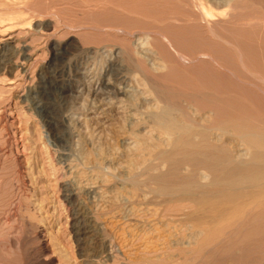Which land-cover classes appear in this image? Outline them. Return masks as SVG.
<instances>
[{"label":"rangeland","instance_id":"374dc122","mask_svg":"<svg viewBox=\"0 0 264 264\" xmlns=\"http://www.w3.org/2000/svg\"><path fill=\"white\" fill-rule=\"evenodd\" d=\"M111 1L112 3L101 4L103 2L94 0H0V264H171L173 259L172 264H177L180 260L178 264L185 263L187 259L188 264H191L192 255L186 253L190 250V246L186 243L179 244L181 246H178L177 250V245L173 244L176 238L182 240L185 235H188L190 232L188 225L186 224L187 227L185 224L184 226L176 225V220H179L178 215H172L176 217L174 221V218L167 216L166 213L155 216L149 211L142 212L144 208L138 206V192L135 194L128 192L131 190L134 178L138 181L148 177L146 173V176L144 175L141 159H137L138 149H131L134 148L133 141L138 139L140 129L138 111H141L144 105L143 99L138 98V75L151 80L148 84L151 83V88L154 86L153 89L156 97L159 96L157 99H160V102L165 101L163 97H166L168 102L173 100V97L170 99L166 96L168 94L171 97L172 88H175L174 78L173 81L170 79L174 77V71H177L184 63L186 65L182 66L186 71L180 68L178 71L181 73L177 71V77L175 75L177 80L181 76L184 79L185 74L184 81L194 83L190 80L192 76L193 78H196V75L208 77L207 72L210 71L212 77L210 75L209 78L212 80L216 78L215 80L222 84L229 81L232 76L230 73L225 74L226 72L220 71L217 64L215 65L209 58L201 57L203 56V54L200 56V53H203L201 51L196 52L197 59L196 53L190 50L196 51L198 47L191 48V40L187 38L185 43L188 42L189 47L182 43L183 40L179 41L181 40L179 38L176 43L179 45L178 53L183 51L184 55L189 54L186 55L188 59L185 61L183 59L186 57L183 54L180 53L178 56L177 52L174 53L176 49L168 47L165 50L169 45L165 44L166 41L163 42L166 52L164 53L167 54L170 50V55L169 53L167 55L170 60L162 54L165 55L164 61H167L165 68L171 69L169 65L172 66L173 62H176L175 67L178 66L177 69L173 68L174 71L171 69L173 73L165 68L157 73L146 68L149 71L146 72L143 66L146 63L142 64L143 61L138 60V55L132 58L134 49L132 47L137 43L136 39L143 34H147L150 45H152L151 42L154 44L160 42L159 30L157 32L152 28L147 14L153 17L155 14L153 11L158 13V9L163 6L174 9L175 13L182 17V13L186 12L185 14L188 13L187 16H190V12L196 9L192 5L190 8H188L189 5L183 7L185 5L181 2L177 3L176 0L168 2L170 4L166 2L164 5L155 4L154 1L151 4L150 0H147L150 4L145 3L144 0H134L136 3L130 2L131 0H122L123 3L114 0L118 2H114L115 4L113 0ZM235 1V5L232 4L233 8L226 9L227 12L244 11L251 17L254 15L253 19L260 14L264 16V12H260L264 11V0ZM117 4H119L118 7L115 6ZM187 9L193 10L189 12ZM143 11L149 13L145 14ZM161 11L165 12V10ZM163 13L161 14L166 15ZM144 14L148 18L142 17ZM185 14L183 16L187 19L184 20L186 23L181 18H175L176 14L173 20L166 19V25L173 23L167 30L164 22H161L165 25L164 31H167L171 37H168L167 32L165 36L169 39L173 36L171 41L176 37L172 43L176 42L177 37L183 38L180 33L182 31L184 34L186 31L183 29L187 28L189 33L194 32H191L194 38L197 39L202 32L207 38L209 36L207 31L209 27L205 28L207 24L202 19L194 20L192 18L194 16L187 17ZM160 15L158 18H161ZM261 15L258 17H263ZM189 18H192V21ZM263 19L259 21L255 18L253 23L257 28L247 31L246 34L250 35L244 34L246 36H242L243 42L253 43L255 46V39L261 35L263 37ZM188 20L192 24L197 22L192 25ZM219 22L221 21H218V27L214 24L215 31L223 27ZM183 25L185 28L182 29ZM233 26L230 25V27ZM245 26L248 27V25ZM179 27L182 30H179ZM201 27H203L201 30H197ZM227 27L229 28L228 24ZM262 28L263 32H261ZM251 32L261 33V35L253 34L252 36ZM186 33L184 38L189 36V33ZM191 35L188 38H191ZM233 35L238 34L235 32ZM238 36L241 40V36ZM193 37L191 39H194ZM211 41L214 42V40ZM180 42L182 44H179ZM191 42L193 44L194 40ZM219 43L222 48L228 44L219 40L214 42L216 44L214 46ZM208 44H210L209 41ZM230 45L227 46L228 52L225 51L226 46L224 51L220 46L218 48L220 47L219 50L223 51L221 53L226 52L229 56L231 55L229 58L224 53L225 58L227 55L226 59L234 61L237 48ZM128 46L131 47H129L130 51L132 50L131 53ZM119 48H122L120 51H125V54L120 53ZM171 55L176 56L179 61L175 57L176 61L173 60L170 64L169 62L173 59ZM218 55L223 56L220 53ZM178 57H183V59L180 58L182 61ZM194 58L198 62L199 58L201 61L204 59L203 63L205 62L204 64L212 69L204 67L202 62L196 64L198 62L193 60ZM134 59L138 60L143 68H140L141 65L138 61L134 62ZM187 60L191 63L189 64ZM177 61L182 64H178ZM207 62L210 64L212 62V65H207ZM137 65L140 66L137 67ZM213 66L216 67L215 71ZM195 68L197 69L194 70ZM189 69L194 70L195 73L197 71L196 75ZM189 71L192 73L191 76ZM151 72L152 75L155 74L152 79L148 77ZM166 73L173 76L170 75L169 79L164 78L168 77ZM226 75L231 77L226 80L225 78L229 77ZM233 80L235 79L229 81V84ZM232 84L238 85L237 88L241 86L237 82ZM232 84L230 86L235 88ZM166 89L171 90L166 91ZM244 90H248L249 93L252 91L258 100L263 96L264 101V92L261 89L247 87ZM162 92L168 93L164 95ZM252 93L249 95L251 96ZM253 95L251 97L258 102ZM260 101L259 103L264 104ZM252 102L246 99L247 104L250 105ZM259 103L251 104V110L253 107L255 109L252 111L253 116L250 113L249 117L252 120L255 119L253 123H257L256 126L259 125L258 127L264 130V124H262L264 123V106ZM261 118H263L262 121H260ZM257 120L263 126L258 124ZM129 166L133 169V179L128 178L129 169H131ZM153 219H155L154 222ZM166 220H170L169 225ZM139 224H146L145 228L151 225L150 231L147 230L143 234V231L138 230ZM257 230L253 229L254 233L251 236L254 242H258L257 239H260L261 235L264 236V229L262 232ZM246 233L239 231L235 240L230 243L225 240L226 238L220 239L223 241L218 242L219 246L217 243L215 245L217 247L214 246L211 248L212 251H208L207 255L211 257L205 255L206 258L195 263V260H192V264H239L240 262V264H247L249 259L248 264H263L264 254L256 247H253V251L251 247L245 252L250 245L244 236ZM169 234L171 238L167 240L166 235ZM164 238L168 242L170 240L167 246L162 244ZM263 244L261 250L264 251ZM168 248L170 253H167ZM181 248L183 251L186 248L187 251L183 252ZM213 249L218 251L214 252ZM162 250L168 255L167 258ZM175 250L177 253L184 254L180 253L177 257ZM254 252L256 253L253 255ZM169 254L175 256L171 259ZM162 257H165L163 258L165 261ZM176 258L178 260H175Z\"/></svg>","mask_w":264,"mask_h":264},{"label":"bare ground","instance_id":"6f19581e","mask_svg":"<svg viewBox=\"0 0 264 264\" xmlns=\"http://www.w3.org/2000/svg\"><path fill=\"white\" fill-rule=\"evenodd\" d=\"M94 1L103 2V3L100 2L101 4H104V3L107 4L108 2L112 3L111 0H94ZM118 1H122V0H118ZM123 1H125V0H123ZM123 1H122V3H123ZM132 1H133V3H136L135 1H137V0H135V1L131 0L130 2H132ZM144 1H145V3L147 2V0H144ZM150 1H152L151 4L154 1L155 4L159 3V5H161V4L164 5V3H166V2L168 3L171 0H150ZM150 1H148L147 3L150 4ZM172 1H174V0H172ZM114 2H116V1L113 0V3ZM141 2H143V1H141ZM176 2L177 3L181 2V4L185 5V6L182 5L183 7H187L189 5L188 8H190V6L192 5L196 9V11L194 10V12L191 11L193 9H190V10L187 9V10L189 12L190 11L193 12V14L190 12V16L191 17L194 16V17H192V18H194V20H195V18H199L200 20L202 19V21H204L205 24H207V26H205V28L209 27V30H207L209 33V36L207 38H205V34L203 35L204 32H202V33L200 32L201 33L200 36L199 37L197 36L198 38L196 39L192 36L193 34L191 35V32H193V31H191L189 29V31H191L189 33L187 31L188 29L185 28V26L183 25L182 27L181 26L180 27L182 29L185 28L183 30H185L186 32L189 33L188 34V33L183 31L184 34L186 33L189 36L191 35L194 39H191L192 37L188 38L189 37L188 35H185L188 37L184 38V34L181 31L180 34H182L184 39L182 37L181 38L177 37V40H175L176 42H173L174 43L173 44L172 41H174V39L176 37L172 41H171V39L173 38V36L171 39L167 38L166 36L168 35V32L164 31L163 26L166 25L165 24L166 19H169V18H170V20H173L175 18H177V19L181 18L182 21L187 20L183 16V14H185L186 12L185 13L181 12L182 17H183L182 18L179 15H177V13H175L176 11H174V9H172V8L167 9L166 7L164 8L163 6L161 9H158L159 11L157 10L158 13L156 11H153V12H155V14L157 13V17L154 16L155 14L152 17V15L147 14L149 12L143 11V13L147 14L149 16V18L145 14L142 15V17L144 16L145 18L149 19L150 24H152V28H154L157 32L159 30V32H158L159 36L163 39L158 37V39L160 38L159 39L160 42H157L156 44L151 42L152 45H150V43H149L150 39L148 38L147 34H143L142 36H139L136 39L137 43L133 44V47L130 44L132 49L134 48L133 52H132V50L130 51L131 47L128 46V48L130 47L128 49L129 52L130 53L132 52V55H133L132 58H134V56L138 55V57H137L138 60H142L143 61V62H141L142 64L146 63L145 65H143L145 67L144 68L145 70H146V68H148L149 71H152L153 73L154 72L157 73V71L164 69L167 65V64L165 65V63L167 61H164L165 59L163 57L166 55L165 57L168 58L169 56H167V55H168L170 50L167 51V54H165L166 53L165 50H167L168 47L169 48L171 47L173 50L176 49L174 51V53L175 52L178 53L177 48L179 49V47H178L179 45L176 44L178 41V38L181 39L179 41H182V40L184 41L187 38V40L188 39L191 41L194 40L193 44L191 41H190L191 44L189 43L191 48L192 47H194V48L198 47L196 51H195V49L192 50L191 48H189V49H191L190 51H192V52L194 51L195 53L196 52L198 53L199 51L203 52V53H200V56H201V54H203V56H201V57L209 58L212 62L215 63V65L217 64L220 71L222 70V71H224V73L226 72L225 74L230 73V75L233 78L229 75H226V76H229V77L225 78L226 80H228V78L231 77V79L229 81H232V79H235L236 82L239 85H241L240 88L242 87V88L246 89L247 87H249V88L255 87L257 89H261L264 92V38H263L264 35L262 37L261 33H258L259 35H261V37H260L258 34L251 32L252 36H253V34H255L256 36H259L255 39V44H256L255 46L253 43L249 44V43L242 41V39H243L242 36H246L247 34H249V33L246 34L247 31L250 32V31L255 30V28H257V27H255L256 25L253 23V21H255V18L259 21L262 20L264 18L263 14L261 15L258 12L263 17L259 18L258 16H260V15H258L253 19L252 17L254 15L251 17V15L249 16L244 11H242V12H240V11L235 12L234 11L233 13L227 12L226 11L227 8H229V9L233 8L232 4L235 5V2H236L235 0H176ZM116 3H118V2H116ZM120 3L121 2H119V4ZM186 3H189V4L186 5ZM119 4H117L115 6L118 7ZM168 4H170V3H168ZM125 6H126V4H125ZM159 7H161V6H159ZM263 9H264V7H263ZM161 10H165V12L161 11ZM184 10H186V9H184ZM184 10H183V12H184ZM149 11H151V10L149 9ZM172 12L174 14H172ZM260 12H264V11H260ZM140 13H142V12H140ZM161 13H163V14L166 13V15H162ZM118 14H120V13H118ZM175 14L177 17L174 18L173 16ZM187 14H185V15L187 16ZM158 15H160L159 17H161V18H158ZM163 16H164V18H163ZM190 16H187V17H190ZM171 17H173V18H171ZM192 18H189V19L192 21ZM199 19H197V20H199ZM170 20H168V21H170ZM194 20H193V22H194ZM191 21H189V22L191 23ZM218 21H221V22H219L220 24L221 23L223 24V22H224V24L220 25V26H223L220 30L216 29V31H215L214 30V27H215L214 24L217 25ZM161 22L162 23L164 22L165 25L162 24ZM184 22L186 23V21H184ZM178 23H181V22H178ZM195 23H193V24L195 25ZM161 24H162V27H160ZM172 24L168 23L166 25L167 27L165 26V29L166 30L169 29L168 27L172 26ZM227 24H228L229 28L227 27ZM229 24L231 26L232 25H234V26L230 27ZM245 25H248V27ZM180 27L178 28L179 30L181 29ZM217 27H218V25H217ZM202 28L203 27H201L200 29H197V30H201ZM166 32H167V35L165 34ZM235 32L241 36V40L238 39V37H239L238 35H236L237 38H236V36L233 35ZM261 32H263V28H262ZM205 33H206V31H205ZM244 34H246V35H244ZM156 36H157V34H156ZM168 37H171V36L168 35ZM246 38L248 39V37H246ZM244 39H245V37H244ZM187 40H185L184 42L182 41V43L188 45V42L185 43ZM211 40H214V42L221 40L225 44L226 43H228L229 45L232 44L234 46V48L236 47L237 50H235V51L237 52V54H234V55H236L235 60L233 61L232 60L233 58H232L231 59L232 61H230L229 58H231V55L229 56L226 53V52H228V50H227L228 44L225 45L226 48L224 46V48L226 49L225 50L226 52H224V53H226L229 57L228 59H226L227 55L225 58L224 53H221L224 51V48H222L220 46L221 43H219V45H217V46H214L218 42L216 44H214V42H212ZM164 41L167 42V43L165 42L166 45H169L166 47V49L164 48V46H165V44L163 43ZM206 41H207V43H206ZM208 41L210 42V44H208ZM248 41L249 40H247V42ZM182 43L180 42L179 44H182ZM184 44H183V46L185 47ZM154 45H156V47ZM218 46H220L222 49L220 47L218 48ZM188 47H189V45H188ZM230 47H231V45H230ZM121 49L119 48V51ZM216 49L217 50L221 49L223 51H221V50L217 51ZM230 49H232V48H230ZM125 50H127V49H125ZM116 52H117V50H116ZM124 52L120 51V53H122V54ZM182 52L183 51L179 52L177 55L179 56L180 53L184 55V53H182ZM204 52H206V53H204ZM174 53L171 51L172 55ZM197 53L195 54L196 57L198 56ZM219 53L223 54V56L218 55ZM162 54H165V55L163 56ZM204 54L208 57L204 56ZM132 55H130V56H132ZM169 55H170V53H169ZM183 55H181V56H183ZM186 55L188 56L189 54H186ZM186 55H184V57H186ZM191 55H190V57H191ZM175 57H173L171 62H169V61L168 62L170 64H172L173 60H175ZM180 58L183 59V57H180ZM200 58H199V62L203 63L204 59L201 61ZM136 59H134V62L138 61ZM186 59H188V58L186 57L183 60L185 61ZM197 59H198V57H197ZM169 60H170V57H169ZM176 60H178L177 57H176ZM193 60H195V58ZM189 61H191V60L189 59ZM195 61L198 62V60H195ZM134 62H132L133 65H135ZM187 62H188V60H187ZM199 62L196 64H199ZM212 62H211V64L207 62L208 63L207 65H212ZM232 62H233V64H232ZM169 63H168V65H169ZM173 63L174 64L172 66L169 65L171 67V69H173V68L177 69L178 66L175 67L176 62H173ZM179 63L180 62H178V64ZM188 63L190 64L191 62H188ZM188 63H187V65H188ZM192 63L194 64V62H192ZM202 63H200V64H202ZM204 63H203V65H205L204 67H206L207 69L211 68V67L209 68V66L207 67L206 64H204ZM139 64H140V62H139ZM180 64H182V63H180ZM182 65H186V64L184 63ZM182 65H180L181 67H179V69L180 68L183 69ZM139 66L137 65V67H139ZM143 66L141 65L140 68L141 67L143 68ZM187 68H189V67H187ZM165 69L169 70L170 68H165ZM171 69H170V71L173 73V71L175 69H173V71ZM196 69L197 68H195L194 70H196ZM194 70L193 71L190 70V71L192 73L194 72L193 74L196 75L197 71L195 73ZM198 70L200 71V69H198ZM201 70H203V69H201ZM213 70L215 71L216 67H214ZM213 70L211 72H213ZM149 71L146 70V72H149ZM177 71L176 70L174 71L175 72V73H173L174 77H172L173 75L170 74L172 77L170 80H172L173 78H174V82H175V80H177L175 78V75L177 77V74H176ZM185 71L186 70H184V72ZM152 72H151V75H152ZM178 72L181 73V71H178ZM192 73L189 74V76H191ZM207 73H209V75H207L208 77H205V76L202 77L201 75H196V78H193L194 76H192L190 80L194 81V83H191V82L188 83V82L184 81L185 80V74L183 76L184 79L181 78L182 76L180 77L181 80L178 77L179 79L177 80V84H175L176 82L175 83L173 82L175 88L171 87L172 91H173V92H171V97H170V95L167 94L168 92L165 93V94H167L166 95L167 98H168V96L170 99L173 97V100L169 101V102L165 99L166 97H163V96L162 97L164 98L165 101L160 102L159 101L160 99L159 100L157 99V97H159V96L156 97L155 90L153 89L154 86H153V88H151L150 87L151 83L148 84V82L151 80H149V78L147 80L146 78L138 75V98L143 99L144 105H142L141 111H138V115H139L138 126L140 128L138 130V136H137L138 139L135 142L133 141L134 144L133 143L132 144H133L134 148H131V149H136V150L138 149L137 150L138 151V157H137V154H136V157H137V159L138 158L141 159V163L144 165V168H142L144 175L146 173L148 177H147V179H144V180L138 179V181L135 180V178H134V180L132 181V184H131V188H130L131 190L128 192L131 194H135L138 192L137 193L138 194V206L139 207L143 206L142 208H144V209L142 210V212L149 211L151 215H155V216L162 215V213H166V215L170 216V217L172 215H176V216L178 215L179 220L178 219L176 220V222H175L176 225H182V226H184V224H185V226H186V224L188 225V229L190 228L189 229L190 232L188 233V235L187 236L185 235L184 239L182 238V240L176 238V240H174V243H173V241H172V243L177 245V250H178L179 244L182 245V244L186 243L188 246H190V250L186 253L187 254L190 253L192 255V257H190L191 264H192V260L193 261L195 260L194 261V263H195L196 261H198L200 259L206 258L205 255L208 257H211L210 255H207V253L209 250L212 251L211 248H213L218 242L223 241L220 239L226 238L225 240L228 243L233 242V240H235V238L237 236L236 234H238L239 231H241V230L247 232L246 235H244V236L246 238V241L250 244L248 249L246 248L245 252L248 251L249 249H251V247H252V251H253V247H256V249H258L259 251L262 252V254H264L263 253L264 251L261 250L262 249L261 246H262L263 241H264V236L261 235L260 239L259 238L257 239L258 242H254L253 238H251V236L254 233L253 229L255 231L258 229L257 231H259V232H262L264 229V130H262L260 127H258L259 125L256 126L257 123L256 124L253 123V120H255V119L252 120L251 117H249L250 113L253 116L252 111L255 109L253 107V109L251 110V108H252L251 104L252 103L253 104L259 103L260 100L263 101L262 100L263 96L260 95L261 99L258 100V97L253 95L256 92H254L253 89H251L254 92V93H252V91L250 90L251 91L250 93H252L251 96L253 95L257 99L258 102H256L249 95L250 93L248 90H244V89L241 90L239 87H238L239 88V90H238V88L236 87L238 85L232 84V83H236L235 80H233V82L230 83L235 87V88H233L232 86H230L229 81H225L224 77L222 78V76H224V75H222L221 78L223 79V81H225V83L221 79V81L223 83L221 82L222 84H220V82L215 80L216 79L214 77L215 74L213 75V78H215V79L212 80V78H209L210 75L212 77V74L210 73V71ZM166 74H168V73H166ZM205 74H206V72H205ZM143 75H144V73H143ZM151 75L148 77H150L152 79L153 75H155V74H153L152 77H151ZM170 75L168 74L167 75L168 77H164V78L169 79ZM218 75H215V76H218ZM162 76H164V75H162ZM186 76H187V74H186ZM192 79H194V80H192ZM154 84H156V83H154ZM169 90H171V89H166V91H169ZM163 91H165V89ZM156 93H157V91H156ZM162 93L164 94V92H162ZM259 93H261V92L259 91ZM256 95L259 96V94H256ZM129 96L130 95H128V97ZM131 99H132V97H131ZM175 99H177V100H175ZM246 99H250L251 102H252V100H254V102L250 103V105H249L246 103ZM259 104H262V103H259ZM262 105L264 106V104H262ZM262 105H260V107ZM257 108H258V106H257ZM257 108H256V110H258ZM259 111H260V109H259ZM263 118H261L260 121H262ZM132 121H133V119H132ZM256 122H258V120ZM258 124H261V122L260 123L258 122ZM262 124H264V123H262ZM262 124H261V126H263ZM130 159H132V158H130ZM130 164H131V162H130ZM98 167H100V166H98ZM130 168H131V169H129V175L130 176H128V178L132 177V179H133V177H134L133 169H132V167H130ZM104 177H106V175ZM136 177H138V176H136ZM126 189H128V188H126ZM125 193H126V190H125ZM190 204H191V207L189 208ZM115 205H116V203H115ZM149 206H151V207L149 208ZM172 217L174 218L173 220L175 221L176 217H174V216H172ZM138 218H140V217H138ZM142 218H140V219H142ZM163 218H164V216H163ZM166 218H168V217H166ZM154 220L155 219H153V222H154ZM169 221H167L168 225L170 224ZM145 225L146 224H142V225L139 224V226H138V230L143 231V234L147 230H149V228L151 227V225H149L148 228L147 227L145 228ZM139 227H140V229H139ZM182 228H183V230H185L184 227H182ZM153 229H154V227H153ZM164 231H166V230H164ZM159 232H161V231H159ZM182 233L184 234V232H180V234H182ZM170 235L171 234L166 235L167 240L170 237ZM139 236H141V235H139ZM182 236L183 235H181V237ZM161 238H163V237H161ZM161 238H159V239H161ZM159 239H157V240H159ZM167 240L165 239L162 242V244L166 245L167 243L170 242V240H169V242ZM147 241H148V239H147ZM143 242H145V241H143ZM155 242H157V241H155ZM255 243H257L256 246H255ZM219 244L220 243H218V246H219ZM149 247H151V246H149ZM215 247H217V246H215ZM105 248H107V247H105ZM172 248H174V247L172 246ZM243 248H245V247H243ZM263 249H264V247H263ZM215 250H217V249H215ZM215 250H214V252H216ZM242 250H241V252H242ZM254 250H255V248H254ZM181 251H183V249ZM185 251H187L186 248H185ZM185 251H183V252H185ZM211 251H210V253H212ZM163 252L165 253V251H163ZM168 252L170 253L169 248L167 250V253ZM261 252H260V254H261ZM164 253H163V255H164ZM171 253H172V250H171ZM176 253H177V251H176ZM176 253H174V254H176ZM180 253H182V252L177 253V257H179L178 255ZM255 253L256 252H254L253 255ZM182 254H184V253H182ZM189 255H188V258H189ZM249 255H251V254H249ZM157 256H155V257H157ZM173 256H175V255L172 254V256H170V254H169V258L172 259ZM180 256H182V255H180ZM167 257H168V255L166 254V258ZM183 257H185V255ZM238 257L241 258V256H239V255H238ZM163 258H165V257H162V259ZM254 258H255V256H254ZM159 259H161V258H159ZM252 259H253V257H252ZM173 260H171V264H172ZM175 260H178V259L176 258ZM179 260H180V258H179ZM184 260H186V259H184ZM187 260H186V262L184 261L185 263H181V264H188ZM229 260H231V258ZM169 261H168V263H170ZM249 261H250V259H249ZM249 261H247V262L249 263ZM177 262L180 263L181 260H180V262L179 261H177ZM257 262H258V260H257ZM236 263H237V261H236Z\"/></svg>","mask_w":264,"mask_h":264}]
</instances>
